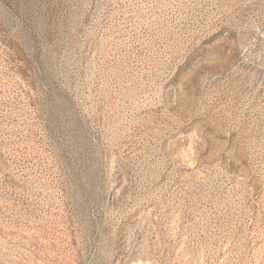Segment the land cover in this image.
Instances as JSON below:
<instances>
[{
  "label": "rangeland",
  "instance_id": "1",
  "mask_svg": "<svg viewBox=\"0 0 264 264\" xmlns=\"http://www.w3.org/2000/svg\"><path fill=\"white\" fill-rule=\"evenodd\" d=\"M0 264H264V0H0Z\"/></svg>",
  "mask_w": 264,
  "mask_h": 264
}]
</instances>
